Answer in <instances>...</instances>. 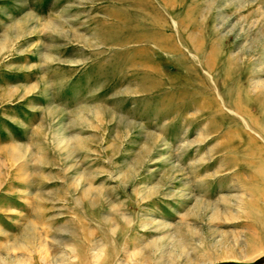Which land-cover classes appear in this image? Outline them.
<instances>
[{
  "label": "rangeland",
  "instance_id": "obj_1",
  "mask_svg": "<svg viewBox=\"0 0 264 264\" xmlns=\"http://www.w3.org/2000/svg\"><path fill=\"white\" fill-rule=\"evenodd\" d=\"M263 255L264 0H0V264Z\"/></svg>",
  "mask_w": 264,
  "mask_h": 264
},
{
  "label": "water",
  "instance_id": "obj_2",
  "mask_svg": "<svg viewBox=\"0 0 264 264\" xmlns=\"http://www.w3.org/2000/svg\"><path fill=\"white\" fill-rule=\"evenodd\" d=\"M263 263H264V255L252 262L222 261V262H216V263H211V264H263Z\"/></svg>",
  "mask_w": 264,
  "mask_h": 264
},
{
  "label": "bare ground",
  "instance_id": "obj_3",
  "mask_svg": "<svg viewBox=\"0 0 264 264\" xmlns=\"http://www.w3.org/2000/svg\"><path fill=\"white\" fill-rule=\"evenodd\" d=\"M220 262H222V261H220Z\"/></svg>",
  "mask_w": 264,
  "mask_h": 264
}]
</instances>
